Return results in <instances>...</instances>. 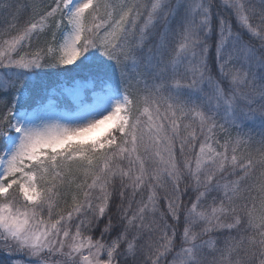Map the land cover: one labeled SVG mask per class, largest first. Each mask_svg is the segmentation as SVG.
Listing matches in <instances>:
<instances>
[{
    "label": "trees",
    "instance_id": "1",
    "mask_svg": "<svg viewBox=\"0 0 264 264\" xmlns=\"http://www.w3.org/2000/svg\"><path fill=\"white\" fill-rule=\"evenodd\" d=\"M63 1L0 0V129L17 91L31 108L61 76L125 92L128 121L107 145L48 151L37 202L17 185L0 195L27 228L47 234L31 242L0 226V264H87L76 238L113 241L111 264H264V121L255 117L264 115V0L254 2L258 28L238 23L257 64L235 69L243 73L236 89L234 69L218 66L216 31L203 33L191 18L192 0H91L76 58L59 63L52 47ZM203 49L202 75L226 95L247 96L237 118L213 111L196 80L188 59Z\"/></svg>",
    "mask_w": 264,
    "mask_h": 264
},
{
    "label": "rangeland",
    "instance_id": "2",
    "mask_svg": "<svg viewBox=\"0 0 264 264\" xmlns=\"http://www.w3.org/2000/svg\"><path fill=\"white\" fill-rule=\"evenodd\" d=\"M90 2L91 0L63 1L62 9L66 21L61 24L59 14H56L60 34L57 35L56 45L52 47L57 62H71L76 58L83 30L82 12ZM212 2L192 0L188 8L191 18L195 17L198 27L203 28V33L210 34L213 29L216 31L214 51L218 66L226 70L234 69L232 78L236 89V85L239 86L243 82L241 78L243 73L235 69L239 66L256 67L257 64L253 58V49L246 45L238 25L247 22L248 27L252 29L260 26L254 25L259 22H255L252 17L255 0H217L221 9L217 11L219 6L215 5V14L210 11ZM225 4L234 5L229 7ZM245 7L249 15L247 20L251 15L249 21L244 15ZM211 16L216 18L214 23ZM228 17L233 19L228 21ZM189 43L185 36L180 48H185ZM198 52L197 55L189 56L188 63L193 69H199L195 77L196 80H203V88L209 94L212 110L215 111L220 106L219 112L223 117L237 118L239 115L237 108H241L247 96L240 91H237V94L226 95L218 82L202 75L206 51L203 49ZM93 82L61 76L48 89L45 101L31 108L19 105L26 94L23 89L15 93L10 121L0 129L1 196H6L11 187L17 185L23 200L28 203L37 202L46 181L45 158L48 151L60 150L74 142L101 147L113 140L115 129L125 128L128 121L125 110L129 101L126 93L114 91L106 81L100 87H93ZM66 98L73 104L71 109H66L63 105ZM255 117L259 122L264 121V115ZM206 147L203 145L199 148L197 162L202 163L206 160ZM24 221L25 218L18 212H14L7 205H0V226H4L8 232L19 233L24 240L31 242L47 236L43 230L27 228ZM114 244L112 241L96 245L88 239L76 238L73 248L83 252L87 264H111L108 257Z\"/></svg>",
    "mask_w": 264,
    "mask_h": 264
}]
</instances>
